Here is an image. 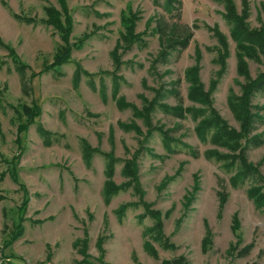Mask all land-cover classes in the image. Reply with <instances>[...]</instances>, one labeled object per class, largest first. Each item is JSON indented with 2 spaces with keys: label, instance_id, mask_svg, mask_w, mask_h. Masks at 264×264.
Listing matches in <instances>:
<instances>
[{
  "label": "rangeland",
  "instance_id": "374dc122",
  "mask_svg": "<svg viewBox=\"0 0 264 264\" xmlns=\"http://www.w3.org/2000/svg\"><path fill=\"white\" fill-rule=\"evenodd\" d=\"M231 1L264 32V0ZM225 13L213 0H0V264H264V182L251 196L225 166L244 140L202 142L190 115L161 109L202 108L189 78L207 114L241 132L232 101L264 73V56L237 50ZM65 15L69 62L58 66ZM159 18L192 34L165 63H155ZM250 103V138L264 140V95ZM245 158L264 180V144Z\"/></svg>",
  "mask_w": 264,
  "mask_h": 264
},
{
  "label": "trees",
  "instance_id": "16d2710c",
  "mask_svg": "<svg viewBox=\"0 0 264 264\" xmlns=\"http://www.w3.org/2000/svg\"><path fill=\"white\" fill-rule=\"evenodd\" d=\"M216 2H221L225 5V22L229 26L230 30V36L232 37L233 41L236 44L237 50L240 49L241 51L247 53V55L252 58L253 60L259 59L258 56H256L257 52H260L259 55L264 56V32H253L247 29V26L243 22L242 16L238 15L235 10L234 6L231 0H213ZM175 4V5H174ZM167 8L168 12L171 14L174 11L179 12L180 9V3H173L170 1H167ZM66 13V10L65 12ZM177 18L179 19V13L177 15ZM56 18V17H54ZM55 26L57 27L58 31L61 34V38L64 42L63 47L59 48L57 54H56V60L58 66H61V64L64 62H69V53L70 48L67 44V37L70 31V18L68 15H65V25H62L55 19ZM133 19L130 20V23H132ZM129 23L128 25V33L127 36L130 38V40H134L133 37V28L132 25ZM154 32L159 36L161 44H162V51L160 52L158 58L155 60V63L167 62L168 58L174 54V53H181L184 51L188 44L190 39L192 38L191 32L181 26L174 24V23H168L164 21V19L159 18L156 20V24L154 27ZM219 41V44L223 47L221 49V52L225 53L226 51V45L224 44L225 39L223 40L221 37V34L216 32L215 34ZM137 38V37H136ZM1 44V41H0ZM222 56V55H221ZM223 57V56H222ZM243 55L241 53L237 54L238 59V68L242 70L244 68L243 62H242ZM63 63V64H64ZM55 67V65H54ZM188 77V76H187ZM189 82L191 83V87L189 90V97L192 102H195L202 106L200 109H184L181 104V100H179V106L173 109L170 108H161L166 113L171 114L173 117L178 119H185L187 115H190L192 119L196 122L197 121V131L199 133V137L202 142L205 141H211L212 143H218L221 145L233 143L237 140V138H240L244 140V145L239 149L237 156L231 157L226 161V169L229 171V174H232L230 179L233 183L234 187H239L245 184H248L247 191L252 196L254 195V192H256L257 189H261L263 187V177L260 176L258 171L247 163L245 158V151L250 146L253 147H259L264 144V140L262 137L257 136L250 138V132L253 129V122L258 119V115L256 113H253L251 110V99L256 94H263L264 95V73L260 74L258 77H256L253 81H250L248 87L245 89L243 96L239 100L232 101V112L235 116H237V120L240 123L241 132L238 134L232 129H230L224 122L212 112V114H207L208 104H207V98H203L202 94L200 93L199 96H194L191 94L192 91L196 90L199 92L200 90L198 87H196V82H192L188 78ZM171 94L174 95V97L179 98V94L177 91H170ZM159 95V93L157 94ZM207 106V107H206ZM36 107V106H35ZM34 108V107H33ZM34 113V117L38 114L37 109L32 110ZM237 114V115H236ZM32 117L31 124L35 123V119ZM24 129L22 127L19 128V134L22 133ZM40 133L44 134V131L40 129ZM151 133V132H150ZM158 133L161 135L163 142L165 143V146L168 148L169 143L173 142V140L168 136V134H164L162 130H158ZM167 143V145H166ZM168 151L172 150L171 147L167 149ZM106 168H105V176L106 180L104 183V188L106 189L107 182L110 180V177L112 175V172L115 167V163H113V159L106 158ZM126 164V163H125ZM224 164V163H223ZM128 166V172L134 176L135 172V164L133 167H131L132 170H130V166ZM122 167V171L126 172V167ZM12 179L15 181L16 176L14 173H11ZM115 192V191H113ZM256 198V196H255ZM258 200V199H257ZM260 201V198H259ZM251 247H247L243 249L239 254V256L244 257L248 254ZM170 264H182L179 262V260H176L174 262H171Z\"/></svg>",
  "mask_w": 264,
  "mask_h": 264
}]
</instances>
